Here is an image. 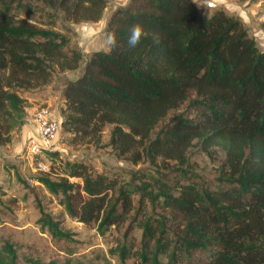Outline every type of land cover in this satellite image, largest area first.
Segmentation results:
<instances>
[{
	"label": "trees",
	"instance_id": "1",
	"mask_svg": "<svg viewBox=\"0 0 264 264\" xmlns=\"http://www.w3.org/2000/svg\"><path fill=\"white\" fill-rule=\"evenodd\" d=\"M34 1L43 7L0 0L1 145L11 141L24 111L21 92L81 66L83 53L67 52V36L46 28L45 16L62 13L75 24L98 23L111 0ZM22 11L26 18H20ZM138 23L149 35L129 48V29ZM105 33L115 34V47L94 52L81 75L64 82L62 128L75 142L101 145L111 126L109 147L118 159L148 162L159 176L149 174V184L136 171L121 182L67 161L68 176L82 179L83 188L68 178L38 182L61 198L71 218L97 224L101 235L123 223L135 194L141 208L146 200L159 204L169 216L150 217L141 226L138 264H165L164 257L169 264H264V50L246 23L224 10L209 16L193 0H130L112 13ZM195 141L205 152L217 146L225 152L215 190L187 164ZM39 208L43 230L71 238L41 202ZM137 219L119 249L123 261L132 255ZM18 260L12 244L0 246V264Z\"/></svg>",
	"mask_w": 264,
	"mask_h": 264
},
{
	"label": "rangeland",
	"instance_id": "2",
	"mask_svg": "<svg viewBox=\"0 0 264 264\" xmlns=\"http://www.w3.org/2000/svg\"><path fill=\"white\" fill-rule=\"evenodd\" d=\"M33 7H43L34 0H24ZM130 0H111L105 10L103 19L98 23L75 24L64 20L63 14L45 16L46 28H54L63 33L69 40L65 49L67 52L78 51L84 57L81 66L75 71L58 72L53 81L46 86L30 89L20 93L24 100V111L19 114L17 128L11 133V141L0 144V246L10 243L16 249L19 264H29L27 260H38L49 263L57 261L65 264H138V252L143 239V223L150 217L166 215L159 204L145 201L144 207L139 205L141 196L134 195V206L123 223L113 227L105 235L97 230V224L85 225L71 218L61 204V198L53 196L45 186L38 182L39 178L48 176L53 180L68 178L71 183L84 186L80 178H71L66 168L67 161L82 162L89 167L94 175H108L120 179L121 182L130 180L132 172H143L147 177L144 181L153 183L151 175L158 177V169L148 162L138 165L120 160L109 147L112 127L104 130L101 145L94 143L82 144L73 141V135L61 130L56 136L53 152L58 154L48 157L30 155L27 144L35 135L34 112L39 107L50 108L52 114L63 123L62 108L64 101L62 90L64 82L77 79L84 65L94 52H109L105 28L112 13L127 4ZM197 3L211 16L216 10H224L228 14L241 18L247 25L249 33L264 50V0H197ZM48 13L51 10L47 9ZM25 12H20V18H26ZM93 29L90 32V29ZM90 32L86 34L87 32ZM86 34V35H85ZM186 106L181 111L184 112ZM201 141H195L188 154V165L192 171L210 184L215 190L220 176L221 165L225 152L221 147H212L210 153L201 149ZM39 164L46 166V171H40ZM176 164L172 163L169 170ZM166 169L167 171H169ZM166 172V171H162ZM141 184V182H138ZM155 192L156 188H151ZM150 189V190H151ZM39 202L44 212L51 216L67 234L69 239H56L48 231L42 229V218ZM142 210L138 213L139 210ZM138 218V219H137ZM137 219L132 255L123 261L119 249L125 244L124 234L130 221ZM153 245V243H152ZM163 262L169 264V257Z\"/></svg>",
	"mask_w": 264,
	"mask_h": 264
},
{
	"label": "built area",
	"instance_id": "3",
	"mask_svg": "<svg viewBox=\"0 0 264 264\" xmlns=\"http://www.w3.org/2000/svg\"><path fill=\"white\" fill-rule=\"evenodd\" d=\"M35 135L27 144V151L30 155L40 156L47 151H52L55 139L61 130L62 123L55 118L50 108L39 107L34 112ZM40 171H46V166L39 164Z\"/></svg>",
	"mask_w": 264,
	"mask_h": 264
},
{
	"label": "clouds",
	"instance_id": "4",
	"mask_svg": "<svg viewBox=\"0 0 264 264\" xmlns=\"http://www.w3.org/2000/svg\"><path fill=\"white\" fill-rule=\"evenodd\" d=\"M194 3H197V0H193ZM198 4V3H197ZM149 34L146 32L142 24H135L129 29V35L127 38V43L129 48L137 47L143 38L147 37ZM154 44L160 43V38L158 35L152 36ZM107 42L109 45L115 47L116 45V37L114 33H110L107 36Z\"/></svg>",
	"mask_w": 264,
	"mask_h": 264
},
{
	"label": "crops",
	"instance_id": "5",
	"mask_svg": "<svg viewBox=\"0 0 264 264\" xmlns=\"http://www.w3.org/2000/svg\"><path fill=\"white\" fill-rule=\"evenodd\" d=\"M92 31H93V29L91 28V29H90V32H92ZM90 32L88 31L86 34H88V33H90ZM86 34H85V35H86Z\"/></svg>",
	"mask_w": 264,
	"mask_h": 264
}]
</instances>
